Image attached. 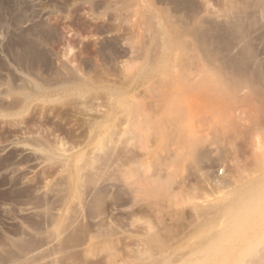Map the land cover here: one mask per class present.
<instances>
[{
	"label": "rangeland",
	"instance_id": "rangeland-1",
	"mask_svg": "<svg viewBox=\"0 0 264 264\" xmlns=\"http://www.w3.org/2000/svg\"><path fill=\"white\" fill-rule=\"evenodd\" d=\"M252 3L0 0V264H264V99L213 88Z\"/></svg>",
	"mask_w": 264,
	"mask_h": 264
},
{
	"label": "bare ground",
	"instance_id": "bare-ground-1",
	"mask_svg": "<svg viewBox=\"0 0 264 264\" xmlns=\"http://www.w3.org/2000/svg\"><path fill=\"white\" fill-rule=\"evenodd\" d=\"M252 5H254V7H252ZM252 5H247V4H244L242 5L241 7H238V9H235L237 11H234L232 12L233 14H235L234 16L231 17L232 13H230L231 15L228 16V25L230 27V30H231V33L229 32V35L230 37H228V43H225L223 44V46L226 48V49H229L230 48V45L232 42V40L234 41V39H237V41H240V40H245L249 35L246 33V26L243 25L244 21L246 20V24L247 22H249V24L251 25L250 27H256L257 29V26H258V23H260V21L258 19H256V16L258 14H263L264 15V0H253V3ZM264 17V16H263ZM262 18V17H261ZM259 22H258V21ZM245 24V23H244ZM260 26V25H259ZM263 27V26H262ZM248 28V27H247ZM253 29V30H254ZM259 29V28H258ZM217 30V29H216ZM219 30V29H218ZM251 30V29H250ZM220 31V30H219ZM229 31V29H228ZM201 33V32H200ZM207 31L201 33L202 35V40L205 41V43H207V39L208 37L206 36L207 34ZM197 35H200L199 33ZM211 36V35H210ZM218 37V35H216ZM214 38V43H217L220 44V43H224L226 39H224L225 37L221 38V37H216ZM199 40V39H198ZM201 40V41H202ZM202 41V42H203ZM209 41V40H208ZM199 41L200 44H202L203 46V43ZM212 42H213V39H212ZM204 43V44H205ZM208 44V43H207ZM206 44V46H207ZM245 45V44H244ZM205 46V45H204ZM204 48V47H203ZM201 48V49H203ZM205 50V49H204ZM249 49H247V46L244 48H242V51L241 53L242 54H237V56L239 55V57H235V56H231V57H228L224 62L223 64H220L219 65V70L221 71L222 73V78L215 81L214 84L215 86H213V88L216 90V91H220V92H223L222 94L223 95H231V93H234V90H235V87L236 84H238V87L240 85H246L245 87H247V98H250V99H258V98H262L264 99V74L263 75H259V74H256V75H244L243 79L241 77V79L239 80L238 76L236 73L237 72H241V74H243L244 70H246L247 68H250L248 65L249 63V59L252 58V53L248 51ZM215 61V60H214ZM254 64V63H253ZM251 65V63H250ZM257 66V65H256ZM255 67V65H254ZM253 67V68H254ZM256 69V68H254ZM253 69V70H254ZM259 71V70H257ZM235 73V74H234ZM236 75V79H237V83L236 81H232L234 79V75ZM246 74V72H245ZM233 77H232V76ZM240 75V74H239ZM241 76V75H240ZM235 79V80H236ZM238 80L240 82H238ZM242 81V82H241ZM240 83V84H239ZM242 83V84H241ZM213 89V90H214ZM219 92V93H220ZM215 93V92H214ZM225 93V94H224ZM225 95V96H226ZM223 97V96H222ZM250 101H253V100H250ZM205 156V155H204ZM92 192V190H91ZM102 194V190H99V189H96L94 190L91 194H89L90 196V201L87 202V210L90 212V213H94V212H99V210H101V195ZM88 214V213H87ZM97 215V214H96ZM93 216V215H92ZM92 219V218H91ZM14 240V239H13ZM17 240V239H15ZM14 240V241H15ZM20 239H18L19 241ZM22 240V239H21ZM20 240V242H21ZM13 241V242H14ZM24 241V240H23ZM25 242V241H24ZM24 244H27V242H25ZM15 247V245H14ZM18 249V247H16ZM27 248V247H26ZM22 250V248L20 249ZM28 250V249H27ZM12 252V251H11ZM24 253L26 251L22 250L20 251V253ZM29 252V251H28ZM14 253V252H12ZM12 255V254H11ZM8 257V256H7ZM20 257V256H19ZM18 257V258H19ZM28 258V257H27ZM25 259V257H24ZM29 259V258H28ZM10 262L11 264V261H8ZM19 262V261H18ZM259 262H257L258 264ZM13 264V262H12ZM230 264H236V263H230ZM254 264V263H253ZM263 264V263H262Z\"/></svg>",
	"mask_w": 264,
	"mask_h": 264
},
{
	"label": "built area",
	"instance_id": "built-area-1",
	"mask_svg": "<svg viewBox=\"0 0 264 264\" xmlns=\"http://www.w3.org/2000/svg\"><path fill=\"white\" fill-rule=\"evenodd\" d=\"M219 173H222L221 171Z\"/></svg>",
	"mask_w": 264,
	"mask_h": 264
}]
</instances>
